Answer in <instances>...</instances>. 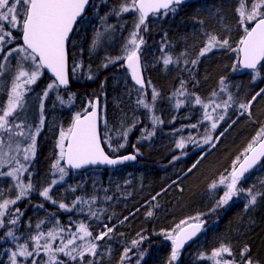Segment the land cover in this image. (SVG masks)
Returning a JSON list of instances; mask_svg holds the SVG:
<instances>
[{
    "label": "trees",
    "instance_id": "trees-1",
    "mask_svg": "<svg viewBox=\"0 0 264 264\" xmlns=\"http://www.w3.org/2000/svg\"><path fill=\"white\" fill-rule=\"evenodd\" d=\"M123 1L92 0L87 14L77 24L69 45L71 85L66 91H59L61 102L69 109L61 120L63 125L69 122L71 126L75 115L83 114L86 108L90 110L89 101L98 98L100 131L106 152L111 157L134 154L137 162L112 170L94 169L79 174L66 170L64 180L51 186V199L42 198L44 204L30 203L25 207L14 232L19 243L13 238L9 241L2 229L0 264H10L9 256L18 250V244L27 243L31 251L30 241L22 237L26 229L33 232L39 224L41 230L52 226L70 230L75 226L73 223L85 222L92 233L89 239L92 242L99 233L106 231L105 225L113 231L94 242L98 245L95 257L85 253L82 260L77 257L73 261L61 253L59 260L64 264H168L172 244L165 240V233H170L183 220L195 222L189 218L197 216L200 219L196 222H205L203 232L180 252L173 264H214L209 257L221 245L232 251L231 257L225 255L224 258L236 264H240L245 246L250 249L247 255L253 264H264V195L255 205L246 207L248 196L240 193L235 202L211 211L224 191V185L219 186L220 178L230 175L234 163L244 158L248 145L264 127V95L258 96L251 105V116L239 107L241 103L253 101L255 93L264 89V68L258 67L259 76L254 71H233L234 65L239 67L237 53L228 47L214 48L198 57L208 34L220 40L227 39L234 49L239 47L244 27H252L254 21L245 20L240 24L238 0H193L175 7V12L169 10L166 15L149 17L146 30L142 25L139 29L138 38L144 40L140 57L146 87L138 92L125 60L109 62L122 50L124 39L118 43V49L116 43L94 44L93 38L95 29L92 27L101 24L98 17H103L106 10L119 9ZM251 2L246 0L249 7ZM103 3L108 9L101 8ZM135 19L133 15L131 21ZM12 35L15 39L7 44L1 58L9 49L21 45V32L12 30ZM166 56L174 61L168 68L163 66ZM150 60L155 65L150 66ZM193 60L197 63L193 64ZM177 61L179 64L174 65ZM105 64L108 66L104 67ZM73 65L79 66L75 73L71 71ZM42 75L43 83L47 82L49 77L44 72ZM153 89L158 93L154 100ZM30 90L25 99L27 103H32L33 98L39 103L40 84ZM168 96L173 97L168 99ZM196 98L200 104L196 103ZM140 99L150 106L153 104L152 107L156 105L160 121L157 126L151 123L149 108L137 103ZM218 99L220 107L215 104ZM179 104L181 108L177 110ZM206 113L213 120H208ZM220 115L224 116L223 120L218 119ZM53 118L56 114L47 109L43 128L36 138L31 179L28 176L36 186L44 182L51 185L53 180L59 179L53 165L59 158L60 132L57 131L55 137L50 135L49 120ZM213 122L217 123L218 131L211 143L205 144ZM125 132L127 135H122ZM223 133L215 147L207 152ZM105 134L118 143L109 147ZM181 140L184 147L178 148ZM214 182L218 187L211 189ZM38 198L32 196L30 200L35 202ZM77 198L87 203H78ZM61 203L68 206L67 209L60 208ZM89 206L95 216L91 215ZM148 212L152 215L148 216ZM133 241L139 243L134 245ZM126 249H130L127 258L124 256ZM35 255L27 260L17 257L18 264H31L33 259L36 264L48 262L44 256Z\"/></svg>",
    "mask_w": 264,
    "mask_h": 264
},
{
    "label": "snow or ice",
    "instance_id": "snow-or-ice-1",
    "mask_svg": "<svg viewBox=\"0 0 264 264\" xmlns=\"http://www.w3.org/2000/svg\"><path fill=\"white\" fill-rule=\"evenodd\" d=\"M182 0H131V3L121 4L119 11L116 15H120L125 12H135L138 14L137 23L135 25L136 31L131 34L129 45L131 47L125 48V55L118 57L117 59H123L127 62V68L130 70L131 78L138 85V92L144 89L145 79L142 73L141 60L139 56L140 46L144 43L142 37L137 39L139 36V29L141 25L145 26L146 20L149 14H157L161 9L176 11L173 5H179ZM239 8L237 9L240 19V24H244V21H254L255 24L252 27H244V36L239 41V47L232 49L227 39L220 40L216 35L208 34L207 43L201 49L198 57H202L208 52H211L214 48L228 47L231 51L237 53V67L233 66V71L242 69L253 70L256 76L260 75V68H264V0H252L250 7L246 3V0H238ZM89 5V0H0V53L5 51V48L12 39H15L12 35V30L19 29L22 33L23 43L18 47L9 49L4 55L3 59L7 60L9 56H13L15 53L22 65L25 61L31 62V71H26L21 66L18 74L13 82L11 93L7 102L6 109H0V130L10 132L9 125L12 123L9 120L10 116L16 112L24 100V89L25 85L35 84L39 77L43 74V71L47 69L55 77V81L47 85L43 95H48V90L53 88L59 89L61 86H69V52L67 45L69 43L70 33L73 31V27L77 22V19L82 16L86 6ZM19 6V7H18ZM167 14L166 12L164 13ZM100 35L99 33L97 34ZM8 38V39H6ZM96 42L94 41V44ZM110 63L115 61L110 60ZM173 63L171 56H166L163 59L164 65ZM193 64L197 63V60L192 61ZM108 65L105 64L104 67ZM78 65H73L71 68L72 73L78 70ZM91 79V77H89ZM150 83V82H149ZM223 84V80H221ZM103 87V85L101 86ZM74 95V94H73ZM158 93L153 89L152 99L154 100ZM215 95V93H213ZM264 95V89H260L252 97V100H256L258 96ZM232 97L229 96L228 100ZM63 102V101H62ZM138 104H142L145 108H149V104L143 99L137 101ZM196 103L200 104L199 98H196ZM89 107L92 109L89 111L87 108L84 109L83 114L77 113L73 118L71 126L66 130H61L58 147H59V158L53 165L56 172L59 173V179L53 180L49 188H45L42 193L47 199H51L49 192L51 186H54L59 181H63L67 175L66 168L61 166V161H65L67 166L74 169H80L87 165H116L122 163L125 160H134L135 156H124L117 159L111 158L105 151L101 144V136L98 131V124L101 120V107L100 101L97 98L95 101H89ZM220 107V105H216ZM227 107V102H225ZM241 109H244L251 116L249 109L251 108V102L239 105ZM215 110V109H213ZM243 115V113H241ZM208 120H213L211 115L206 113ZM158 120V118H154ZM219 120H223L224 116L220 115ZM162 122V121H161ZM106 124V121H105ZM40 125H43V118L40 120ZM16 127H19L18 125ZM217 128V123L211 124V130ZM41 127L35 128L34 132H30L29 139L31 143L23 149L25 161L29 160L30 156L35 154V142L36 136L39 135ZM23 136V132L17 133ZM126 136L127 133H122ZM105 140H110L105 134ZM212 136L209 133L204 139V143H211ZM67 142V143H66ZM111 147V144H108ZM123 147V145H120ZM214 146V145H213ZM178 148H183V140L177 144ZM115 151V149H113ZM250 153V154H247ZM264 157V127H261L256 137L253 138L252 142L246 149L244 154L243 162L234 163L233 169L230 175L225 178L221 177L219 180L220 185H224V191L221 198L217 201L216 206L211 209L215 211L216 208L222 207L231 201L234 197L240 195L241 192L247 191L248 200L247 206L255 205L257 202L258 195H264V193H253L252 189L247 190L238 187L241 179L244 177L250 169H252L260 159ZM19 164V161H17ZM238 164V166H237ZM195 167V165H193ZM191 169H189L190 171ZM26 171L24 164H19V167L13 168L12 171L7 173H0V175L16 176L18 173ZM17 188L19 193L17 200L27 195L28 191L31 190V182L27 184L18 183ZM217 183L210 185L211 189H216ZM94 199V198H93ZM78 203H87L80 198H77ZM16 203L15 200H5L0 204V209H7L9 204ZM55 203V201H53ZM60 208L67 209L68 206L61 203ZM75 207V203L72 205ZM82 210V209H81ZM18 211V210H17ZM91 212V207L89 206ZM5 215L4 211H0V217ZM91 215L95 216V212H91ZM148 216L152 215V212L147 213ZM199 216L190 217L189 220L199 221ZM16 220H10L9 223L15 224ZM4 226V222L0 219V227ZM40 227L39 224L36 226ZM106 231L99 233L94 240H102L105 236L113 231V228H109L107 225L104 226ZM201 230V223H189L188 220H183L180 224H177L170 233H165V238L171 241L172 250L168 264H173L179 256L181 249L184 248L185 244L191 240ZM79 232L82 234L79 238L85 240V238L92 237V233L88 230L87 225L84 223L79 224ZM7 236L12 237L15 241L16 237L12 230L7 232ZM45 238L44 232H38L34 237H30L31 240L35 241V247L33 251H29L27 243L18 244L17 251L11 252L9 256L10 264H18L17 257H23L25 259L32 257L34 252L39 255L41 249L48 254V264H64V261L59 260L58 253H63L64 256L70 260H77L79 257L81 260L84 258L85 253L95 257L97 255L98 245L92 240H85L84 244L73 246L69 248V245H75V237L68 239L67 243L61 241V245L57 248H53V242L56 239L54 231H48L45 243L40 244V240ZM143 239V238H142ZM138 241H133L134 245H137ZM130 249H126L124 256L127 258V253ZM250 249L245 246L241 251L240 264H253V260L247 254ZM75 253V254H74ZM232 256V251L229 247L221 245L220 248L214 250L209 257L214 261V264H236L235 261H230L224 257ZM31 264H36L33 259Z\"/></svg>",
    "mask_w": 264,
    "mask_h": 264
},
{
    "label": "rangeland",
    "instance_id": "rangeland-1",
    "mask_svg": "<svg viewBox=\"0 0 264 264\" xmlns=\"http://www.w3.org/2000/svg\"><path fill=\"white\" fill-rule=\"evenodd\" d=\"M131 3V0H124L123 3ZM19 7V6H18ZM120 8V6H118ZM103 9H108V7L105 5V3L102 4ZM119 11V9L112 8L110 11L106 10L105 15H102L103 17H98L100 19L99 21L101 22L100 25H94L92 28L95 29L93 38L94 41L99 45L107 44V42L111 41V36L112 38L114 35H112L111 32L116 33L118 36L122 37L124 39V46L122 50L119 52V54L114 55L112 57V60L116 62V59L118 57L124 56L125 55V48L131 47L129 45V41L131 39V34L136 31V23L137 21V15L135 12H125L120 14L119 16L116 15V12ZM98 15V13H97ZM131 15V16H130ZM133 15H135L136 19L131 21V17L133 18ZM91 22V20H89ZM87 23V26H89L90 23ZM14 30H19V29H14ZM100 34L99 36L97 34ZM111 35V36H110ZM104 37H107V39ZM139 40V38L137 37ZM115 41L112 40V45H114ZM143 45V44H142ZM139 50V54L141 51V47ZM6 54V53H5ZM4 54V55H5ZM3 55V57H4ZM3 57L1 58V53H0V109H6L7 107V102L11 93V88L13 85V82L15 80V77L18 74L19 68L22 66L24 70L26 71H31V62L30 61H25L23 64H20V61L17 57V55L14 53L13 56H9L7 60H4ZM117 60H123V59H117ZM126 62V60H125ZM185 63L184 61H182ZM151 65H155V62H151ZM174 63V61H173ZM179 64V62H175L174 65ZM170 65V64H169ZM169 65H164V68H168ZM78 71V70H77ZM43 75L39 77V79L36 81L35 84L31 85H25L24 89V100L19 108L16 109V112L13 114V116L9 117V120L12 122L9 125V128L11 129L10 132H5L3 130H0V173H7L12 171L13 168L19 167V164H24L26 166V171H22L18 173L19 179L16 178V176H7V175H0V204H2L5 200L12 201L15 200L16 203L14 204H9L7 209H0V211H4L5 215L3 217H0V219L3 220L4 226L0 227V232L2 229L4 230V236H7V232L9 230H12L13 232L16 231L15 227L17 225V222L15 224L9 223L10 220H16L18 221L19 217L23 216V213L25 211V207L30 204V203H38V204H44V201L42 198L45 200H49L45 197H43L40 193L43 192L45 188H48L50 186L49 183H40L37 186L32 184L31 190L28 191L27 195L24 196L21 199H16L17 195L19 193V189L17 188V184H27L29 183L28 176L30 175V167L32 165L34 156H30L29 160L25 161L23 159L24 152L23 149L26 148L30 143L31 140L29 139L30 132H34L35 128L41 127L43 128V125H40V120L43 118V124L44 120L46 117L47 109L53 110L54 113L56 114V118L50 119L49 120V132L52 137L57 136V131L61 132V130L66 131L70 127V123L68 122L67 124L63 125V122L61 120V116L66 114V112L69 110L68 108L64 107L63 103L61 102V94L59 93V89L53 88L51 90H48V95L44 96L43 93L47 88V85L50 83H53L51 79H49L47 82H44ZM36 84H40V88L42 90V93L40 94L41 99L39 100V103L34 100V98L31 100L32 103H27V95L30 94L31 90L30 88ZM146 95V94H145ZM173 96H168V99L172 98ZM174 98L179 99V96L177 95ZM26 99V100H25ZM221 100H215V104L219 105L221 104ZM165 103L168 104L167 99L165 98ZM180 103H183L180 101ZM153 105V104H152ZM152 105H149V117L151 120V123L155 127V125H158V120H155L154 118H158L156 114V105L155 107H152ZM169 105V104H168ZM178 106V105H177ZM181 108L180 104L177 107ZM62 109V110H61ZM61 110V111H60ZM168 111L170 110V106L167 109ZM2 114V112H0ZM159 119V118H158ZM64 120V119H63ZM19 127H16V126ZM157 129V128H156ZM210 131V134L212 138H214V135L218 131V129H215L214 131L211 130V128L208 129ZM18 132H23L24 135L20 136L17 133ZM37 138V136H36ZM218 139V138H217ZM215 140L211 144V146L208 148V150L212 149L215 147V145L219 142ZM111 141H106L105 143L108 145L109 143L114 145L118 143L117 140L110 138ZM59 141V140H58ZM217 141V142H216ZM214 145V146H213ZM120 146V145H119ZM35 150H36V142H35ZM60 151V150H59ZM19 161V164L17 163ZM31 179V175H30ZM220 186V184H219ZM222 187V186H221ZM238 187L242 189H249L251 188L253 193H263L264 192V163L260 165L256 171L251 175L246 177L245 179L241 180ZM243 195H247V191L241 192ZM223 194H221L222 196ZM32 196H39V198L36 200L38 202H32L30 198ZM220 196V198H221ZM262 195H258L257 199L260 198ZM249 198V197H248ZM238 199L237 197H234L229 203H233ZM228 203V204H229ZM24 204V205H23ZM18 210V211H17ZM196 222V221H195ZM88 222H85L84 224L87 225ZM194 223V222H192ZM79 224L80 223H73L75 225L72 229L70 230H65L63 228H58L53 226L50 229H45L41 230L42 228H37L35 227V231L33 232L27 231V229L23 232L22 234L23 238H25L28 243L30 241V248L31 251H33L35 247V241L31 240L30 237H34L37 232H44L45 233V238L47 237V232L48 231H54L56 234V239L53 242V248H57L61 245V241L63 239V243H67L68 239L75 237V243L78 245L84 244L85 240H89L90 237L85 238V240H81L79 237L82 235L79 232ZM37 226V225H36ZM88 227V226H87ZM73 231V232H71ZM71 232V233H70ZM31 233H33L31 235ZM9 237V236H8ZM18 238V237H17ZM45 238H42L40 240V244L43 245L45 243ZM12 237H9L8 240L11 241ZM166 241H169L165 238ZM17 243H19V239H15ZM98 240H95L96 242ZM1 242V241H0ZM171 242V241H170ZM72 245H69V247ZM35 254V252H34ZM58 253V257H59ZM39 255L44 256L48 260V254L41 249L39 252ZM35 255V257L39 256ZM19 258V257H18ZM24 260H27L23 257H21ZM18 260V259H17ZM10 263V261H8ZM46 264H48L47 261H45ZM42 264V263H41Z\"/></svg>",
    "mask_w": 264,
    "mask_h": 264
},
{
    "label": "water",
    "instance_id": "water-1",
    "mask_svg": "<svg viewBox=\"0 0 264 264\" xmlns=\"http://www.w3.org/2000/svg\"><path fill=\"white\" fill-rule=\"evenodd\" d=\"M91 1L92 0H89V5L88 6H86V8H85V11H84V13L82 14V16L81 17H79L78 19H77V22H76V24L74 25V27H73V31H72V33H70V36H69V43H68V45H67V49H68V52H69V45H70V42H71V38H72V35H73V32H74V29H75V27H76V25L79 23V21L87 14V12H88V10H89V7H90V4H91ZM191 1H193V0H182V3H180L178 6H182V5H184V4H186V3H188V2H191ZM177 5H173V7H176ZM166 11H168V10H165V9H161L160 10V12L159 13H157V14H149V16H148V18L150 17V16H152V15H159V14H162V13H164V12H166ZM147 18V19H148ZM146 22H147V20H146ZM255 24V23H254ZM254 24H253V26H254ZM142 26H144V25H142ZM23 43V41H22V34H21V44ZM140 56V55H139ZM140 60H141V57H140ZM125 65H126V67H127V62H125ZM141 66H142V61H141ZM259 67V66H258ZM128 69V68H127ZM243 71H253V70H248V69H242ZM128 71H129V73H130V70L128 69ZM51 80H53V81H55V77L53 76V74L50 72V71H48L47 69H45L44 71H43ZM142 73H143V77H144V72H143V67H142ZM130 78H131V73H130ZM145 79V78H144ZM131 80H132V78H131ZM69 81H70V67H69ZM132 82L135 84V82L132 80ZM137 87H139L138 85H136ZM69 87H70V83H69V86L68 87H63V86H61L59 89L61 90V91H65V90H67V89H69ZM145 87H146V82H145ZM144 87V88H145ZM97 98H95L93 101H95ZM252 103L253 102H251V105H252ZM92 109L90 108V110L89 111H91ZM100 128H101V120H100V122H99V124H98V131H99V133H100V136H101V131H100ZM67 143V142H66ZM101 144H102V147H104V145H103V141H102V137H101ZM104 151L106 152V150H105V148H104ZM107 153V152H106ZM247 154H250V153H247ZM124 156H135V155H133V154H128V155H123V156H118V157H111V158H113V159H117V158H120V157H124ZM244 159V158H243ZM243 159L240 161V162H243ZM264 160V157H262L261 159H260V161L252 168V169H250L247 173H245V175H244V177L243 178H245L246 176H248V175H250L251 173H253L254 172V170L258 167V165L262 162ZM137 162V157L135 156V159L134 160H125V161H123L122 163H119V164H116V165H87V166H84L83 168H80V169H74V168H71L70 166H67L66 165V162L65 161H63V166L66 168V170L69 172V173H71V174H79V173H83V172H85V171H88V170H94V169H96V170H109V169H116V168H119V167H121V166H124V165H130V164H134V163H136ZM237 166H238V164H237ZM242 178V179H243ZM161 194V193H160ZM127 219V218H126ZM125 219V220H126ZM124 221V220H123ZM204 226H205V223H201V230L196 234V236H194L191 240H189L186 244H185V246H184V248L189 244V243H191L192 241H194L196 238H198L199 236H200V234L202 233V231H203V229H204ZM183 248V249H184ZM183 249H181V251H183Z\"/></svg>",
    "mask_w": 264,
    "mask_h": 264
},
{
    "label": "bare ground",
    "instance_id": "bare-ground-1",
    "mask_svg": "<svg viewBox=\"0 0 264 264\" xmlns=\"http://www.w3.org/2000/svg\"><path fill=\"white\" fill-rule=\"evenodd\" d=\"M111 33H112V35H114V37L112 38V36L110 35V36H111V41L107 42V44L112 43V40H114L115 43H116L117 46H118V43L120 44V42L122 41V37L116 35V33H114V32H111ZM116 37H117L118 40H116ZM105 38L107 39V37H104V39H105ZM115 43H114V44H115ZM116 44H115V45H116ZM118 49H119V46H118ZM144 78H145V76H144ZM210 150H211V149H210ZM181 178H182V177H181ZM181 178H180V179H181ZM180 179H178V180H180ZM65 264H66V263H65Z\"/></svg>",
    "mask_w": 264,
    "mask_h": 264
}]
</instances>
